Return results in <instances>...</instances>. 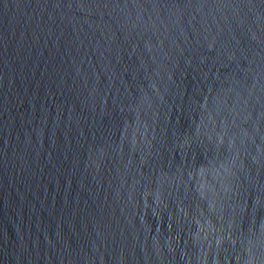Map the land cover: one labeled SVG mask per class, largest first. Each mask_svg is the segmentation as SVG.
<instances>
[{
  "label": "water",
  "instance_id": "obj_1",
  "mask_svg": "<svg viewBox=\"0 0 264 264\" xmlns=\"http://www.w3.org/2000/svg\"><path fill=\"white\" fill-rule=\"evenodd\" d=\"M0 264H264V0H0Z\"/></svg>",
  "mask_w": 264,
  "mask_h": 264
}]
</instances>
